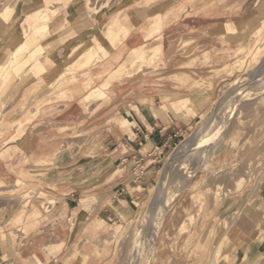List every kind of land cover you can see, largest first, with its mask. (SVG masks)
I'll return each mask as SVG.
<instances>
[{
    "label": "rangeland",
    "instance_id": "374dc122",
    "mask_svg": "<svg viewBox=\"0 0 264 264\" xmlns=\"http://www.w3.org/2000/svg\"><path fill=\"white\" fill-rule=\"evenodd\" d=\"M68 2L60 0L58 4H54V12L47 10L46 19L43 18L47 23V28L39 34V40L36 42L30 44L29 41H26L28 49L19 57V60L15 61L16 64H13L11 72L14 73V76L10 84L0 92V173L4 170L6 173L12 174V177L5 180L0 177V240L7 242L11 253L16 251V241L20 237V232H29L24 222L17 221L21 216L28 219L36 218L42 228L41 231L43 230V236L48 233L47 227L49 226L45 227L47 223L50 226H56V222H59V225H57L59 232H69L67 231V216L65 215L63 203L61 202L58 206L56 201L60 198L52 193V190L62 191L60 188L66 190V187L67 189L73 187L80 189V197L87 199L90 202L89 206H85L87 209L76 210V207H74L76 203H72L71 218L68 220L70 225H73V229L69 243L49 234L45 241V247L47 248H69L70 254L76 256H81L88 249L94 253V247L101 248L106 250L103 253L104 256H100L102 263L125 264L127 244L130 241L129 231L141 224L140 229H142L144 238L149 236L145 240L146 250L152 246L150 251H153V254L151 253L152 257H149L147 262L138 257L139 264H208L211 260L210 254L218 240H222L223 243L222 253L229 257L226 256L228 259L226 263V257L222 258L221 256L220 263L233 264L235 258L233 255L237 254L239 246L233 236L239 233L240 235H246V238H250L252 233L249 231V226L258 225L253 238H262L261 242L257 239L254 241L258 243L259 247H262V253L264 254V72H261L263 81L255 84V86L252 83V90L247 97H241L238 103L240 105L237 104L238 106L234 112L228 110L229 96L225 93L227 90L224 89L226 83L250 72L248 70H251V72L258 71L257 67L261 65L262 60H258L255 64H249L250 51L255 45H260L258 50L264 53V19L258 26L255 25L259 21L254 23L252 19L251 25L245 26L243 33L234 34L232 39L237 40L239 43L237 48L231 50L230 59L224 64L216 66L211 64L209 60H200L203 73L197 74L195 77L180 73L165 77L168 80L164 81L162 79L164 70L166 72L176 70L166 68V64L162 60V54H160L161 49L158 53L157 51L152 53V59H154L149 60V63L148 60H143V57H141L142 60H137L134 63L131 72H128L129 61L126 68L119 67L123 72L121 76L112 74L113 79L117 80L122 79V77L124 79L126 76L128 80L131 78L136 80L141 79L145 74L151 75L157 78L158 85L172 83L186 87L188 90L197 89L205 94H210L207 96L210 102L208 110L196 116L190 124V128L186 132L177 135L171 146L163 154H160L159 160L156 162L157 165L153 169L154 172L151 174L153 180L142 190L139 182L134 181L136 174L132 173V166L135 167L133 161L126 160L120 166L111 164V162L108 163L106 170H99V162L96 161L97 158L94 159L99 146L87 139L76 144L63 142L47 145L45 154L40 155L38 146L33 143L34 135L31 134L28 128L36 121L38 108L35 113H27V115L22 113L20 115L21 120H17L18 110L12 112V108L6 109L10 103H13L14 95L20 84L22 85L26 80L30 82L34 78L38 79L35 81L38 89L34 94L36 92L37 94L43 93L38 107L44 101L66 98L69 92L68 85L75 81V77H77L74 72L100 60L97 50L87 40H84L79 45L78 51L69 57V59L78 57L83 63L78 64L76 60H73L72 64L64 70L62 65L69 60H66L63 56L67 49L63 50L62 45L59 46L58 54H62L63 60H53L50 64H46L47 68L60 65L59 72L52 75L54 79L50 80L48 86H46L44 73L36 77L33 76L32 72L24 71L20 73L28 67L30 61L40 57L42 59L44 55L46 58L49 57L44 48L41 47L40 39L53 38L59 39L61 42H68L66 29H61L62 31L57 34H49L50 20L61 11L65 12ZM101 2L85 1L77 8L80 14L86 15L87 20L83 24V28L86 30H92L93 24L103 22V15L110 16L127 8V5H123L120 10H116L115 8L120 6L123 1L116 6V2L108 0V4L111 5L108 6L111 10L107 8L95 12L93 8L97 9L96 6L101 5ZM10 4L13 8L10 19L13 20L17 17L18 19L17 21L14 20L10 30L4 37L0 34V51L4 49L3 52H0V66L8 63L7 61L15 44L25 42L30 31L26 22V13L36 8H39V11L46 10L44 0H3L0 1V12ZM54 5L51 4V6ZM91 15L95 17L91 18ZM98 36L99 34H96L94 39H98L96 38ZM125 38H122V40ZM243 40L245 41L242 42ZM68 47H70L69 44H67ZM241 48L242 50L237 53ZM239 57H243L245 65L241 68L237 66L236 69L231 71V66L237 63L236 59ZM195 63L196 60H192L187 66H194ZM136 67L138 68L136 69ZM61 71L67 73L63 78H60L64 73ZM129 74L131 76H128ZM14 78H16L15 81ZM17 78L19 79L17 80ZM50 95H53V97ZM184 98L182 111L193 116L190 100L187 97ZM32 99L33 97L26 101L30 102L28 103L29 109L33 106ZM96 99L99 98H93V100ZM181 99L183 98L175 103L177 106L180 104ZM242 103L243 105H241ZM27 105H22L21 108H27ZM162 105L165 107V104ZM217 105L220 108L222 107L220 111L219 107L217 110ZM12 116L14 117L10 120ZM205 117H209L210 121L218 127L214 128V125H212L211 132L199 136L198 142L190 146L192 150L180 151L179 146L181 143L189 137L195 126L204 121ZM27 137L32 139V143L30 145H20L19 141L25 140ZM110 148H108V151ZM175 151L178 155L182 152L177 161H174L173 158ZM121 152L126 154V149L123 146L115 151L116 156L118 155L117 158ZM188 153L190 154L188 155ZM177 154L175 156H178ZM79 155L80 158L78 159L77 156ZM84 158H87V160L84 161ZM169 162V170L165 175V166ZM176 163H180V165L174 166ZM183 165L184 168L181 169L180 167ZM184 169L185 172H183ZM162 177L165 179H162ZM107 180H111V182H107ZM160 180L168 195H166V198L164 196L163 200V197L160 198L153 205L152 196ZM112 181L130 185L133 188L134 197L130 198V202L115 203L113 201L112 195L115 189L109 185ZM105 203L115 206L116 217L110 219L105 216L104 227L95 230L92 228V221L97 218L100 213L99 208ZM152 205L154 213L161 214L156 216L152 230L146 231L147 221L148 224L153 221ZM120 206L128 212L123 217L118 214L117 207ZM155 208L161 211L155 210ZM145 214L148 217L146 222L145 220L142 221ZM158 217L160 220H158ZM14 219L17 223H13ZM6 221H9V224L3 226L2 223ZM115 223L120 224L124 231L119 241H117V238H109L110 228L114 227ZM98 230H101L99 234L104 233L102 237L94 236V233ZM147 232L149 233L146 236ZM105 238L109 241L102 243ZM92 239H96V242L93 243ZM104 246L105 248H103ZM101 251L98 250V254ZM243 255H246V253ZM261 256L258 262L263 264L264 255ZM65 258H60V260ZM245 259L246 257L243 258V260Z\"/></svg>",
    "mask_w": 264,
    "mask_h": 264
},
{
    "label": "crops",
    "instance_id": "0c3cea01",
    "mask_svg": "<svg viewBox=\"0 0 264 264\" xmlns=\"http://www.w3.org/2000/svg\"><path fill=\"white\" fill-rule=\"evenodd\" d=\"M66 1H69L67 10L61 11L50 20L49 34H57L66 29L67 44L70 45L69 52H66L67 56L64 55L66 60L78 51L79 45L84 40L97 50L100 60L74 72L77 77L68 85L69 92L66 98L44 101L38 107L43 93L34 94L38 89L35 83L38 79L34 78L20 85L14 95L13 103H10L6 109L12 108V112L18 110L17 120H21L22 113L26 115L35 113L38 108L37 119L28 128L34 135L33 143L38 146L40 155L45 154L47 145L63 142L76 144L87 139L99 146L98 153L94 155V159L97 158L96 161L99 162V170H106L108 163L111 162L120 166L126 160L134 162L135 167L132 166V169L138 164L142 165V176L136 181L143 190L153 180L151 174L154 172L153 169L157 165L160 154L171 146L177 135L190 128L196 116L208 110L210 102L207 96L210 94L197 89L188 90L186 87L172 83L158 85L157 78L151 75L145 74L144 78L136 80L133 78L117 80L113 79L112 74L121 76L123 72L119 67L126 68L129 61L128 72H131L134 63L142 60L141 57L149 63L152 53L155 51L158 53L160 49L166 68L176 70L168 72L164 70V76H162L164 81L168 80L165 77L174 74L185 73L195 77L203 73L200 60H209L211 64L220 66L230 59L231 50L237 48L239 42L232 39L234 34L243 33L245 26L251 25L252 19L254 23L259 21L255 26L264 19V0H112L116 2V6L123 1L115 8L116 10H120L123 5H127V8L110 16L103 15V22H100V25L93 24L92 30L83 28L87 20L86 15L80 14L77 8L85 1H102L101 5L96 6L97 9L93 8L95 12H98L109 5L108 0ZM94 17L91 15V18ZM96 34H99L96 37L98 39H94ZM124 37L126 38L122 40ZM61 48L64 50L63 46ZM110 50H112L111 53ZM49 57L46 58L44 55L42 59L38 58L40 60L30 61L23 71H27L35 64L41 65L42 70L36 69L34 77L44 73L46 86H48L50 80L54 79L52 75L57 74V68H60V65L47 68L46 64L53 61V58ZM79 59L72 57L66 61L62 65L63 70L68 68L73 60L82 64L83 61ZM192 60H196L194 66H187ZM13 76L14 73L10 71L8 82L4 79L3 86L0 84V92L10 84ZM109 79L113 82L104 88L106 93L104 98L86 100V96H93ZM50 96L53 97V95ZM31 97H33V106L29 109L30 102L26 101ZM184 97L190 100L193 116L183 112L175 104L180 98H183L181 99L183 102ZM162 104H165V107ZM22 105L28 107L22 109ZM31 143L30 137L19 141L20 145ZM121 146L126 149V154L121 152L117 158L115 151ZM108 148H110L109 151ZM77 158L79 159L80 155ZM83 160L86 161L87 158ZM0 175L4 180L12 177V174L4 170ZM109 185L115 189L112 195L115 203L130 202V198L134 197V190L130 185L114 181ZM60 189L62 191L52 190L51 192L59 196L60 200L56 201L58 206L61 202L66 205L65 215L69 232H59L57 226L59 222L55 224L54 221L56 226L45 224V227L47 225L49 227H47V235L43 236V230L41 231L42 228L36 218L28 219L21 216L17 221L24 222L29 232H21L20 237L17 238L14 253H11L7 242L0 240V264H105L100 259L103 255L102 251L100 254L95 251L94 254L88 249L81 256H76L70 254L69 248L45 247L49 234L69 243L73 229V225L71 226L68 220L71 218L72 203H76L74 207L79 209H87L85 206L88 207L90 203L84 197H80L78 188ZM117 210L121 217L128 214L121 206L117 207ZM99 212L110 219L116 217V208L110 203L103 204ZM13 223H17L15 219ZM7 224L9 221L2 223L3 226ZM257 226H249V231L252 233L250 238L239 233L233 236L236 244H239L237 254L233 255L235 257L233 264H257L261 255H264L262 247H259L253 238ZM100 231H96L94 236L102 237L104 233L99 234ZM242 247L246 253L245 256ZM243 257L246 259L242 260ZM60 258L65 259L60 260Z\"/></svg>",
    "mask_w": 264,
    "mask_h": 264
},
{
    "label": "bare ground",
    "instance_id": "6f19581e",
    "mask_svg": "<svg viewBox=\"0 0 264 264\" xmlns=\"http://www.w3.org/2000/svg\"><path fill=\"white\" fill-rule=\"evenodd\" d=\"M0 1H3V0H0ZM45 2V7H46V10L45 11H39V8H36L30 12H27L26 13V22H27V25H28V28H29V33L25 39V42H19L17 44L14 45V48L12 49L11 51V55L9 57V60L7 62V64H2L0 66V84H3L4 83V79L6 80L5 82H7V79H8V73L11 71V68L13 66V64L15 63V61L19 60V57L28 49V44L26 41H29L30 44L36 42L38 39V36L40 33L43 32V30H45L47 28V23L44 19H46V13L49 11V12H54L55 11V5L54 4H58L60 2V0H44ZM125 2V1H124ZM3 3V2H2ZM123 3V2H122ZM51 4H53L54 6H51ZM106 5V4H105ZM28 6V5H27ZM108 8V5L105 6V8H103L104 10ZM48 10V11H47ZM13 8L10 5H7V7H5L1 12H0V34L3 35V37L5 36V34H7V32L10 30L11 26H12V23L14 22V20L17 21L18 17L16 19H13L11 20L10 17H12L11 14H13ZM44 18V19H43ZM8 19V20H7ZM100 25V23H99ZM6 26V28H4ZM16 27V26H14ZM27 27V26H26ZM257 31H260V30H257ZM2 37V38H3ZM12 40V39H11ZM13 42V41H11ZM61 41L59 39H51V38H45V39H40L39 43L41 45L42 48H44L45 52H47V54L53 58V60H63V56L64 55H67V53L69 52V49L70 48H67V43H60ZM59 45H62L64 47V49L66 50V52L64 53V55L62 56L61 55H58L57 53V48ZM260 45H255L251 51H250V61H249V64L251 63H256L258 62V60H262L261 61V65H259L257 68H258V71H253L251 72V70H248L250 72L248 73H245L243 75H241L238 79L232 81V82H229V83H226L224 86V89L227 90L225 91V93L227 94V96H229V111H233L235 110V108H237L240 100H241V97L243 98V96H246L248 95V93L252 90V83H254V86L255 84H259L261 81H263V76H262V73L261 72H264V58H263V52L259 51L258 48H259ZM263 47V46H262ZM261 47V48H262ZM264 48V47H263ZM262 48V49H263ZM10 49V48H9ZM8 49V50H9ZM4 49H2L0 52H3ZM242 50L239 49L238 52H240ZM5 53V52H4ZM8 53V52H7ZM157 55V54H156ZM59 56V57H58ZM7 58V57H6ZM58 58V59H57ZM156 58V57H155ZM154 59V58H153ZM152 59V60H153ZM36 60H40V59H36ZM237 60V63H234L232 66H231V71H233L234 69H236V67L238 66L239 68H241L243 65H245V62H244V59L243 57H239L236 59ZM260 63V62H259ZM253 65V64H252ZM249 67V65H248ZM251 67V66H250ZM42 66L41 65H38V64H35L33 66H31L30 68H28V70L26 72H32L33 76L35 74V70H42ZM138 67H136L137 69ZM228 70V69H227ZM255 70V69H254ZM138 71V70H137ZM230 71V72H231ZM24 72V71H23ZM57 72H59V69L57 68ZM63 72V71H62ZM61 73V72H60ZM67 73L64 72L60 78H63V76L65 77ZM134 74V73H133ZM132 74V75H133ZM259 74V75H258ZM24 75V73H23ZM22 75V76H23ZM127 75V74H126ZM125 75V76H126ZM264 75V74H263ZM128 76H131L130 74ZM127 77V76H126ZM125 77V78H126ZM20 78V77H19ZM17 78V80L19 79ZM124 78V79H125ZM120 80H123V77L122 79ZM27 81V80H26ZM111 82H113L112 80H106L103 84H102V88L97 90L93 96H86V99H90L93 100L94 97H97V98H104L106 96V93H105V90L104 88H107ZM24 84V83H23ZM21 85V84H20ZM261 86V85H260ZM224 91V90H223ZM228 92V93H227ZM223 95V94H222ZM225 96V95H224ZM223 96V97H224ZM227 98V97H226ZM227 98V99H228ZM223 99V98H222ZM221 102V101H220ZM227 102V101H226ZM238 104V105H237ZM254 104V103H253ZM243 105V103L241 104ZM180 110H182V101L180 102V104L178 105ZM252 106V105H250ZM217 110H218V107H219V111L220 109V106L217 105ZM242 107V106H241ZM239 107V108H241ZM228 108V107H227ZM216 109V108H215ZM225 109V108H224ZM226 111V110H225ZM216 112V110H215ZM230 112V113H231ZM239 112V111H238ZM242 112V111H241ZM218 113V112H217ZM212 115V114H210ZM209 115V116H210ZM215 115V114H214ZM240 116V115H239ZM215 118V117H214ZM216 120V119H215ZM212 125H214V123H212L209 119V117H205L204 121H202L201 123H199L197 126H195L194 130L192 131V133L189 135V137L183 142L181 143V145L179 146V150L180 151H189V150H192L190 149V146L192 144H195L197 141V139L199 138V136L201 135H205L206 133L208 132H211V129H212ZM215 127H218V126H215L214 125V128ZM176 149V147H175ZM181 152V154H182ZM177 154V151L174 152V161L179 158V156L181 154H177L178 156H175ZM184 154V153H183ZM190 153H188L189 155ZM181 158V157H180ZM181 160V159H179ZM186 161V160H185ZM184 161V162H185ZM171 162V161H170ZM170 162L168 163L167 166H165V175H166V172L167 170H169V166H170ZM175 163V162H174ZM182 164V163H181ZM176 165H180V163H176L174 166ZM186 165V164H184ZM184 165L182 167H180L181 169L184 168ZM178 167V166H177ZM179 168V169H180ZM171 169V168H170ZM182 171V170H181ZM172 172V171H171ZM169 172V173H171ZM185 172V169L184 171ZM163 173V172H162ZM168 174V173H167ZM183 174V173H182ZM170 175V174H169ZM166 177V176H165ZM17 179V178H16ZM162 179H165L164 177H162ZM19 180V178H18ZM166 181V180H165ZM167 182V181H166ZM165 183V182H164ZM157 185V184H156ZM164 186V185H163ZM167 189V188H166ZM167 190L165 191L164 187H162V181L160 180V183L158 184V186H156V191L154 192L153 194V205H155V202L156 201H159L160 198H162V200L164 199V196L166 198V195H168V193L166 194ZM158 203V202H157ZM153 205H152V216H153V221H151V223L148 224V217H146V214H145V217L142 218V221L145 220V222L147 221V224L145 225L147 230H152V225L153 223L156 221V216L159 214V213H154V209H153ZM48 207V206H47ZM64 207V211L66 210V205H63ZM156 207V206H155ZM158 207V206H157ZM157 208H155L156 210ZM76 210H79V208H76ZM158 210V209H157ZM160 210V209H159ZM158 210V211H159ZM161 211V210H160ZM120 212V211H119ZM165 213V212H164ZM161 214V213H160ZM159 214V215H160ZM162 217V216H161ZM160 217V218H161ZM74 218V217H73ZM105 216L101 215L99 213V215H97V218L93 219L92 221V228H94L95 230L96 229H101L104 227L105 225ZM158 220L159 217H158ZM119 221V220H118ZM159 223V222H158ZM140 225H138L137 228H132L129 232H130V236H129V239L130 241L128 242V248L126 246V250H127V254L126 255V261H125V264H139V261H137V258L139 257L140 259L144 260V262H147V260L149 259V257H152L151 255L153 254L152 252L153 251H150L152 246L149 247L147 250H146V243H145V240H147L149 238L146 239L144 238L143 234H142V229H140ZM158 226V225H157ZM89 227V226H88ZM142 227V226H141ZM145 228V227H144ZM145 228V229H146ZM157 228V227H156ZM158 229V228H157ZM111 232H110V236L109 238H117V241L121 240V236L123 234V230H122V226L118 223H115L114 227L110 228ZM91 232V231H90ZM109 232V231H108ZM107 233V232H106ZM149 232H147L146 236L148 235ZM154 233V232H153ZM156 233V232H155ZM145 234V233H144ZM153 235V234H152ZM154 236V235H153ZM152 238V236H151ZM154 238V237H153ZM254 239H257L258 241H262V238H254ZM253 239V240H254ZM109 240H107L105 238V240L102 241V243H106L108 242ZM222 240H218L216 243H215V246H214V249L212 251V253L210 254L211 255V260H210V263L208 264H221L220 263V259H221V256L222 258L224 257H228V255L222 253L221 251V248H222ZM92 242L95 243L96 242V239H92ZM99 245V244H98ZM108 246L106 245V248ZM105 248V246L103 247ZM94 250L95 251H98L96 250V247H94ZM102 250V249H101ZM100 250V251H101ZM106 250L103 249L102 252L104 253ZM152 253V254H151ZM245 256V255H244ZM227 257L225 258V262L227 263L228 259ZM229 258V257H228ZM245 258V257H243ZM264 259V258H263ZM243 260V259H242ZM262 261V260H261ZM225 263V264H226ZM142 264V263H141ZM145 264V263H144ZM257 264H260L259 262ZM264 264V262H263Z\"/></svg>",
    "mask_w": 264,
    "mask_h": 264
},
{
    "label": "built area",
    "instance_id": "2783aa9c",
    "mask_svg": "<svg viewBox=\"0 0 264 264\" xmlns=\"http://www.w3.org/2000/svg\"><path fill=\"white\" fill-rule=\"evenodd\" d=\"M158 155V154H157ZM155 157H156V155H155ZM159 160V159H158ZM136 167H138V169H136V168H133L132 169V173L133 174H136L135 175V178H134V181H136V180H139L140 178H141V176H142V165H137ZM22 232V231H21ZM20 232V233H21Z\"/></svg>",
    "mask_w": 264,
    "mask_h": 264
},
{
    "label": "water",
    "instance_id": "95a60500",
    "mask_svg": "<svg viewBox=\"0 0 264 264\" xmlns=\"http://www.w3.org/2000/svg\"><path fill=\"white\" fill-rule=\"evenodd\" d=\"M264 60V59H263Z\"/></svg>",
    "mask_w": 264,
    "mask_h": 264
}]
</instances>
